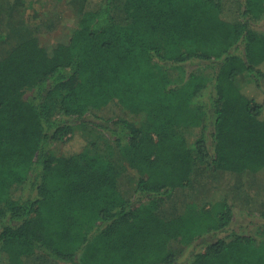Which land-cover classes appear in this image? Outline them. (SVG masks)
<instances>
[{
    "label": "trees",
    "instance_id": "obj_1",
    "mask_svg": "<svg viewBox=\"0 0 264 264\" xmlns=\"http://www.w3.org/2000/svg\"><path fill=\"white\" fill-rule=\"evenodd\" d=\"M263 19L264 0H84L66 44L50 54L33 37L1 58L8 264H177L172 243L198 249L189 264H264V224L256 236L237 232L227 200L161 213L197 166L264 170ZM114 103L126 118L97 115ZM79 125L113 141L137 179L133 199L115 165L75 134Z\"/></svg>",
    "mask_w": 264,
    "mask_h": 264
},
{
    "label": "rangeland",
    "instance_id": "obj_2",
    "mask_svg": "<svg viewBox=\"0 0 264 264\" xmlns=\"http://www.w3.org/2000/svg\"><path fill=\"white\" fill-rule=\"evenodd\" d=\"M84 11V0H0V59L5 57L20 42L38 38L40 45L50 54L59 44H66L76 29ZM257 30L264 34V19L257 23ZM193 65L187 70H197ZM242 88L251 84L248 76L238 79ZM249 90V89H247ZM97 115L106 119L126 118V111L117 104ZM75 134L87 140L89 149L106 160L111 161L119 172L120 190L131 200L135 196L137 179L126 169L113 141L99 129L79 125ZM84 140V141H85ZM63 143L52 148L59 156ZM20 188L15 190L14 198L20 196ZM227 200L234 208L233 229L242 234L257 235V227L264 224V170L257 173L233 174L229 172H210L197 166L188 189H179L161 208L168 218L181 215L185 207L194 202L209 208L213 203ZM170 251L177 257V264H189V256L194 245L186 246L172 243ZM0 264H8L6 254L0 252ZM32 264H68L50 257H41Z\"/></svg>",
    "mask_w": 264,
    "mask_h": 264
}]
</instances>
